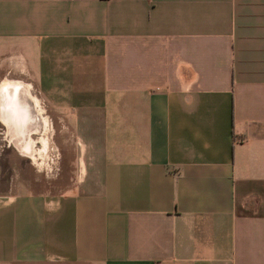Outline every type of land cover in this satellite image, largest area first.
Instances as JSON below:
<instances>
[{
	"label": "crops",
	"instance_id": "0c3cea01",
	"mask_svg": "<svg viewBox=\"0 0 264 264\" xmlns=\"http://www.w3.org/2000/svg\"><path fill=\"white\" fill-rule=\"evenodd\" d=\"M0 264H264V0H0Z\"/></svg>",
	"mask_w": 264,
	"mask_h": 264
},
{
	"label": "rangeland",
	"instance_id": "374dc122",
	"mask_svg": "<svg viewBox=\"0 0 264 264\" xmlns=\"http://www.w3.org/2000/svg\"><path fill=\"white\" fill-rule=\"evenodd\" d=\"M33 97V96H32ZM35 108V112H37V106L34 107ZM39 132L38 131H35L33 134H30V138L28 139L30 142V144L32 145L33 149L31 150V153L28 152V154H30V158L35 162V171L36 172H39V173H42L41 172V169L39 168V166L41 165V159L39 158L38 154L39 152L38 151V148L40 147V142H38L36 139V135L38 134ZM11 142H13V139L11 138ZM15 143L17 141H14ZM21 142L23 143L24 140H21ZM17 144V143H16ZM18 145V144H17Z\"/></svg>",
	"mask_w": 264,
	"mask_h": 264
}]
</instances>
